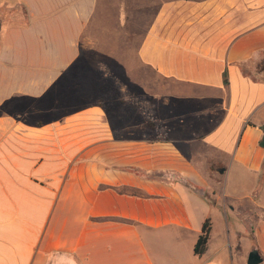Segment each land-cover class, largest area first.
<instances>
[{
    "label": "crops",
    "instance_id": "crops-1",
    "mask_svg": "<svg viewBox=\"0 0 264 264\" xmlns=\"http://www.w3.org/2000/svg\"><path fill=\"white\" fill-rule=\"evenodd\" d=\"M262 126L264 0H0V264H264Z\"/></svg>",
    "mask_w": 264,
    "mask_h": 264
},
{
    "label": "trees",
    "instance_id": "trees-1",
    "mask_svg": "<svg viewBox=\"0 0 264 264\" xmlns=\"http://www.w3.org/2000/svg\"><path fill=\"white\" fill-rule=\"evenodd\" d=\"M222 77H223V84L227 85L228 81H227L226 72L223 73ZM124 100L125 99H123L122 101L124 102ZM97 102H101V100H97ZM150 127H152V124H150ZM261 130L264 133V126L261 127ZM260 146L264 148V135L260 140ZM209 232H210V222L208 219H206L202 224L201 233L193 246V253L198 257L202 256L207 249Z\"/></svg>",
    "mask_w": 264,
    "mask_h": 264
},
{
    "label": "water",
    "instance_id": "water-1",
    "mask_svg": "<svg viewBox=\"0 0 264 264\" xmlns=\"http://www.w3.org/2000/svg\"><path fill=\"white\" fill-rule=\"evenodd\" d=\"M260 263H261V259L259 258L257 253L254 251L250 252V254L247 257L246 264H260Z\"/></svg>",
    "mask_w": 264,
    "mask_h": 264
},
{
    "label": "rangeland",
    "instance_id": "rangeland-1",
    "mask_svg": "<svg viewBox=\"0 0 264 264\" xmlns=\"http://www.w3.org/2000/svg\"><path fill=\"white\" fill-rule=\"evenodd\" d=\"M140 30V29H139ZM127 61H129V60H127ZM129 64V63H128ZM129 76V75H128ZM150 75H145V74H143V72L139 69V71H138V75H137V78L139 79V82L141 81V82H145L146 80H149L150 79ZM122 97H123V95H122ZM117 98V97H116ZM106 99H108L107 97L104 99L103 98V100H106ZM102 100V101H103ZM113 100V101H112ZM111 102H114V99L113 98H111Z\"/></svg>",
    "mask_w": 264,
    "mask_h": 264
}]
</instances>
